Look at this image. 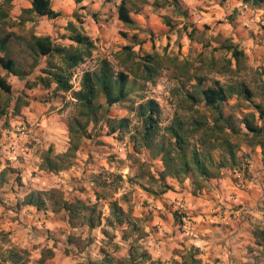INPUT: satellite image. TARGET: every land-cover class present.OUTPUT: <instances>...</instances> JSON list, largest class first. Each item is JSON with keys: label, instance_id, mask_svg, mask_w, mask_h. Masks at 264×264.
I'll list each match as a JSON object with an SVG mask.
<instances>
[{"label": "rangeland", "instance_id": "1", "mask_svg": "<svg viewBox=\"0 0 264 264\" xmlns=\"http://www.w3.org/2000/svg\"><path fill=\"white\" fill-rule=\"evenodd\" d=\"M3 1L0 0L1 10L8 17L0 20V38L12 34L5 56L15 60L20 69L28 71L32 64L26 46L36 30L51 31L53 41L62 42L55 43L68 46L72 33L67 28L71 23L76 32L89 37L94 48L72 70L70 92H56L53 84L48 89L39 84L25 87L26 81L33 84L41 76L40 71L47 63L44 57L38 59L25 81L7 76L12 88L9 96L0 92V106H4L7 98L10 100L7 113L0 117V264H127L129 254L134 262L141 261L142 254L150 256L143 264H264V246L257 245L252 235L254 229H264V198L259 199L256 217L250 216L254 219L248 230L252 243L235 262L222 261L201 237V242L193 244L190 241L196 239L193 219L180 207L175 208L174 203L163 202L164 194L195 197L210 194L220 189V180L227 177L233 182L256 179L253 171L261 170L258 146L248 147L240 142L238 156H243L240 168L223 169L220 178L205 182L197 194L193 193L191 179L178 182L171 178L166 179L171 189L157 194L162 189L155 181L162 171L160 156L143 147L134 148L132 138L141 126L135 109L144 100L157 102L162 128L170 125L175 116L187 120L192 106L204 112L201 105H194L189 98L197 97L199 80L203 87L213 80L223 84L244 81L253 91V102L261 103L264 109V96H261L264 9L257 12L254 23L238 24L253 39L251 46L240 47L246 50L245 67L239 73L220 74L218 70L230 58L222 46L233 39L229 26L237 24L239 17V11L234 9L235 0H192V6L184 0H126L130 16L136 22L133 28L117 19L120 0H50L52 8L60 13L53 24L46 18L18 15L15 7L29 0H10V4ZM206 4H212L208 9L211 17L199 13H206L202 7ZM198 15L200 21L205 20L199 25ZM20 18L27 21L19 24ZM256 36L261 42L254 40ZM124 46L131 47L132 60L122 52ZM146 55L156 56L160 62L158 75L150 82L133 76L136 63ZM50 60L53 65H60L58 57ZM104 60L115 72L128 74L129 86L135 92L77 133L78 150L70 167L60 172L43 170V158L50 148L53 155L63 154L69 148V128L79 118L73 94L80 89L83 73L97 72ZM18 97L19 105L14 109ZM223 110L235 117L237 125L242 114L254 112L252 105L235 97L224 104ZM121 119L127 120V128L111 132V120L118 126ZM79 120L84 123L83 119ZM251 164L253 171L248 169ZM51 190L58 191V201L80 200L95 205L93 218L96 221L99 217V225L89 228L81 216L71 222L68 212L49 200ZM31 192L42 194L46 202L44 209L21 205ZM113 203L124 211L127 223H116L111 213ZM160 222L169 229L154 238L159 233L156 227ZM209 224L219 225L217 221ZM179 234L183 235L182 239L178 238ZM159 251L161 257H155L153 254Z\"/></svg>", "mask_w": 264, "mask_h": 264}, {"label": "trees", "instance_id": "2", "mask_svg": "<svg viewBox=\"0 0 264 264\" xmlns=\"http://www.w3.org/2000/svg\"><path fill=\"white\" fill-rule=\"evenodd\" d=\"M237 1L254 8L264 9V0ZM3 4H10V0H4ZM30 5V8L22 10V14L47 19H56L60 16V13L52 8L50 0H31ZM116 15L123 25L132 28L136 26V22L130 16L126 0H120ZM6 17H8L7 14L1 10L0 6V20ZM26 21L20 18L19 24L23 25ZM67 30L72 33L68 38L71 42L68 46L53 42L50 36L30 35L26 48L31 55L32 64L28 71L20 69L15 60L5 56L12 34L0 38V70L4 72L3 76L0 74V92L9 96L12 88L7 81V76H14L20 81H25L37 66L40 57L47 59L46 68L40 71L41 76H38L33 84L26 81L25 87L39 84L48 89L53 84L56 92H70L72 70L83 63L85 56H90L94 44L88 36L76 32L71 23L68 24ZM222 49L230 55V58L218 70V73H239L241 68L245 67V52L231 41L222 46ZM122 50L126 58L132 60L134 54L131 47L124 46ZM55 56L60 60L59 66L53 65L50 60ZM159 63L156 56L146 55L142 57L141 62L136 63L137 70L133 72V76L150 82L158 75ZM129 84L128 74L123 71L115 72L106 60L102 61L97 72H84L80 89L73 94L79 108L78 117L83 119L84 123L81 124L79 118L76 119L69 128V148L60 155H53L50 148L44 155L42 169L48 172H60L70 167L78 150V144L75 141L77 133L85 129L89 123H96L98 117L104 115L112 105L127 101L135 92ZM196 92L197 97L190 95L189 98L194 105H201L204 112L192 106L191 116L187 120L175 116L171 124L164 128L160 126V109L155 100H144L135 109L141 126L137 134L132 137L134 148L143 147L160 156L162 171L155 181L161 184L162 189L157 194L166 193L171 189V186L166 183L167 178L178 182L191 179L193 193L197 194L204 188L205 182L220 178L223 169L240 168L243 157L238 156L240 142H245L248 147L258 146L264 163V109L261 103L253 102L254 94L247 84L244 81L223 84L219 80H213L209 86L203 87L199 80L196 84ZM261 96H264V90ZM232 97L241 98L254 108V112L249 111L241 115L239 125L232 114L226 115L223 110L224 104ZM100 99L104 102H99ZM19 100L18 97L14 109L19 105ZM9 104L10 100L7 98L4 106H0V117L7 113ZM114 122L111 120L109 124L111 132L127 128V120H119L118 126ZM240 125L243 126L244 131ZM146 191L156 195L155 192ZM58 194V191L51 190L48 194L49 200H53L59 209L67 211L71 222L81 216L89 228L99 225V217L96 221L93 218L96 211L95 205H89L80 200L74 203L58 201ZM41 195L40 192H31L24 197L21 205L42 210L46 202ZM111 211L118 225L127 223L124 211L117 207L116 203L112 204ZM252 235L256 238L257 245L264 246V229L256 228ZM140 258L141 261L134 262L129 254L127 264H143L144 261H149L150 256L142 254Z\"/></svg>", "mask_w": 264, "mask_h": 264}, {"label": "crops", "instance_id": "3", "mask_svg": "<svg viewBox=\"0 0 264 264\" xmlns=\"http://www.w3.org/2000/svg\"><path fill=\"white\" fill-rule=\"evenodd\" d=\"M30 1L25 3L18 4L15 8L18 11V15H21L23 9L30 8ZM83 1V0H82ZM214 1V0H213ZM185 4L189 3V6L194 3L192 0H184ZM236 4L234 9L239 11V17L236 20L237 24L229 26L233 39L230 40L234 44L238 45L240 48L242 45L251 46L253 39L248 32L243 30L244 28L241 23H249L257 20V12L261 13L262 8H254L249 4H243L240 1L235 0ZM188 5V4H186ZM212 5V4H211ZM211 5H202L207 11H199L204 16L211 17V12L208 10ZM54 9V8H53ZM55 10V9H54ZM58 12V10H55ZM192 12L191 10H189ZM260 11V12H259ZM10 16L11 12H10ZM254 16V18H253ZM60 17V16H59ZM59 17L56 19H47L52 24L57 23ZM38 19L45 17H36ZM147 18V17H146ZM196 24H201L205 21L202 17L200 21V16H197ZM141 20H144L141 17ZM52 24L51 28L52 29ZM197 27V26H195ZM37 29H40L38 27ZM62 32L64 30L62 29ZM36 36H50L52 38V33H40L39 30H36L34 33ZM53 40V38H52ZM255 41L258 40V36L255 37ZM61 40H55L53 42L62 43ZM241 49V48H240ZM246 52V50H243ZM4 73L2 74V76ZM12 79L16 78L10 76ZM10 78L7 77V81ZM260 154L258 155V164L255 161L256 167L260 165V171L254 170L253 164H251L248 169H252L253 175L256 176V179L244 180L240 179L237 182H233L229 177L220 180L221 187L220 189L210 193L203 194L198 197L190 196L187 194H164L163 202L165 203H174L175 208L180 207L181 211H185L194 221V235L196 239H190L193 244L199 243L201 241L208 242L213 249L212 252H215L217 256L221 257L222 261L231 262L235 259H241V255L245 253L247 246L252 243V238L249 234V229L251 228V223L254 219H251L250 216H255L258 214L259 199L264 198V167L262 162H260ZM258 164V165H257ZM236 176V175H234ZM239 174H237V177ZM215 214V215H214ZM213 216V217H212ZM224 216V217H222ZM222 218V219H221ZM221 219V220H220ZM217 221L219 225L212 226L209 222ZM156 225L157 222H156ZM161 225V226H160ZM160 225L156 228L159 233L154 235V238L159 237L162 231H168L167 225H164L163 222H160ZM228 225V227L226 226ZM183 235L179 234L178 238L182 239ZM200 237L203 240L200 241ZM164 241H162V244ZM159 252H155L153 255L155 257H161ZM227 257L229 258L227 261ZM235 262V261H234Z\"/></svg>", "mask_w": 264, "mask_h": 264}, {"label": "built area", "instance_id": "4", "mask_svg": "<svg viewBox=\"0 0 264 264\" xmlns=\"http://www.w3.org/2000/svg\"><path fill=\"white\" fill-rule=\"evenodd\" d=\"M184 228H186V226Z\"/></svg>", "mask_w": 264, "mask_h": 264}]
</instances>
